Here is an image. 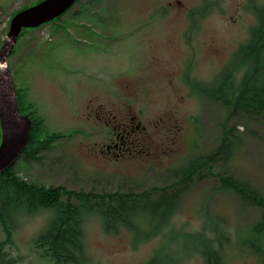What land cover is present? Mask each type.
Returning <instances> with one entry per match:
<instances>
[{
	"label": "rangeland",
	"instance_id": "rangeland-1",
	"mask_svg": "<svg viewBox=\"0 0 264 264\" xmlns=\"http://www.w3.org/2000/svg\"><path fill=\"white\" fill-rule=\"evenodd\" d=\"M38 1L0 0V49L11 18ZM259 10L264 0H80L61 19L20 31L5 63L24 103L46 131L61 136L41 153V161L16 162L15 173L27 183L97 194L169 188L176 180L172 173L193 158L205 159L223 131L231 130V157L199 170L157 236L141 242L158 230L167 212L159 205L130 204L143 219L138 232L108 234L98 218H87L85 264H205L198 248H206L207 240L258 222L261 208L221 189L219 177L246 182L264 198V118H229L200 96L204 89L221 88L217 75L248 41ZM85 23L101 31L115 26L120 39L97 42L79 30ZM114 119L139 125L131 156L100 153ZM50 218L40 212L18 219L1 254L13 264H50L33 243ZM200 233L205 238L199 242L188 239ZM4 240L0 228V244ZM220 261L264 264L238 252L233 242Z\"/></svg>",
	"mask_w": 264,
	"mask_h": 264
},
{
	"label": "trees",
	"instance_id": "trees-1",
	"mask_svg": "<svg viewBox=\"0 0 264 264\" xmlns=\"http://www.w3.org/2000/svg\"><path fill=\"white\" fill-rule=\"evenodd\" d=\"M79 1L76 0L71 8ZM64 14L55 19H61ZM256 15L258 24L251 28L248 41L238 48L217 75L218 78L216 77L221 88L204 89L200 96L220 105L229 118L246 117L253 120L264 118V10H259ZM15 91L19 113L22 115L23 111H28L26 116L31 121L28 141L17 161L39 162L42 160L41 153L48 150L61 136L46 131L43 120L35 115L34 108L24 103L23 91L16 87ZM230 133L231 130L223 131L220 144L205 159L193 158L177 173H172L176 180L171 187L152 188L139 193L97 194L68 191L61 186L47 187L27 183L15 173L16 161L0 174V228L5 237L0 249L10 242L18 219L48 212L51 218L33 241L39 256L50 264H85L87 260L83 241L85 220L89 217L98 218L103 230L108 234H115L120 230L138 232L143 219L136 213L138 207L130 205L131 203L143 207L159 205L166 208L167 212L162 214L158 230L152 236L144 237L141 242L157 236L169 226L175 215L176 204L187 187L186 184L199 173V170L213 162H226L231 157L232 144L228 141ZM219 178L221 189L234 193L246 206H256L262 211L257 223L239 229L237 234L227 233L228 236L207 240L206 248H198L199 255L208 263H216L221 258L222 250L233 242L238 252L256 255L264 263V198L246 182L237 181L231 176ZM216 229L217 225L213 223L211 231L214 232ZM241 231L243 232L240 233ZM200 238H205V234L200 233L196 238L192 236L188 239L191 242H199ZM155 261L150 264H154ZM0 264H13L12 260L1 254V250Z\"/></svg>",
	"mask_w": 264,
	"mask_h": 264
},
{
	"label": "water",
	"instance_id": "water-1",
	"mask_svg": "<svg viewBox=\"0 0 264 264\" xmlns=\"http://www.w3.org/2000/svg\"><path fill=\"white\" fill-rule=\"evenodd\" d=\"M76 0H42L10 20L0 49V174L11 167L28 141L30 119L19 113L11 73L5 63L22 29H35L68 11Z\"/></svg>",
	"mask_w": 264,
	"mask_h": 264
},
{
	"label": "flooded vegetation",
	"instance_id": "flooded-vegetation-1",
	"mask_svg": "<svg viewBox=\"0 0 264 264\" xmlns=\"http://www.w3.org/2000/svg\"><path fill=\"white\" fill-rule=\"evenodd\" d=\"M85 12L86 10H84V13ZM95 26L96 27H92L85 23L84 25L79 26V30L80 31L83 30L84 33L87 35L90 34L88 36H91L92 38L97 40V42L103 40L115 41L117 39H120V38H116L113 34L115 33L114 29L117 30L115 26L104 27L102 31L98 29L100 26L99 27L98 25ZM108 32L112 33L113 35L112 38L110 39H108L106 35ZM114 123L116 126L115 127L112 126L113 132L109 131L110 134L108 136V143L102 146L100 153L105 155L112 154V156H114L115 158L123 157V154H125L126 156H131L133 152L137 151L136 148L138 146H136V139L138 141V137L135 136V133L139 130V125L136 124L133 126L132 125L133 122L131 121V119L128 121L125 120L124 122H118L117 120L114 119ZM106 125L110 127L111 122L108 121ZM190 254L192 253H189L186 256ZM202 260L205 264H221L220 259H218L216 263L214 262L208 263L206 259L202 256ZM150 263L151 261L147 264Z\"/></svg>",
	"mask_w": 264,
	"mask_h": 264
}]
</instances>
